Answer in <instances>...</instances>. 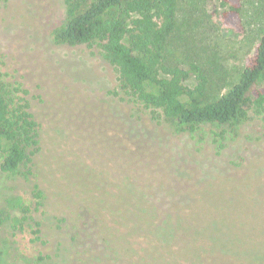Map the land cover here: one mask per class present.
Segmentation results:
<instances>
[{
	"label": "rangeland",
	"instance_id": "1",
	"mask_svg": "<svg viewBox=\"0 0 264 264\" xmlns=\"http://www.w3.org/2000/svg\"><path fill=\"white\" fill-rule=\"evenodd\" d=\"M177 2L179 28L177 39L170 44L181 49L168 47L169 62H197L208 79V90L216 95L224 82L235 79L236 69L264 32V0H240L243 33L238 36L212 16L213 10H220L217 2ZM64 19L62 0H0L1 81L28 100L46 142L44 150L64 160L50 158L48 164H42L41 176L50 179L41 178L48 200L38 208L31 178L30 182L18 175L0 176V264L234 263L224 253L207 252L199 237L196 241L182 236L184 243L173 240L172 225L164 218L154 220L150 231L132 232L125 224L126 212L118 211L128 206V200L101 199L99 191L115 192V181L121 177L114 163L100 159L109 151L104 144L120 136L117 127H126L121 114L111 108L118 106L147 133L144 137L142 131L141 136L144 150L150 153V166H132L141 183L149 180L151 190L146 194L160 198L151 184L168 173L182 190L175 194L176 203L180 211L188 206L191 218L187 220L206 232L211 219H230L229 232L219 229L215 237L227 240L228 236L232 252L243 256L234 264H250L242 252L253 247L257 233H264V122L251 118L237 130L212 124L195 132L170 129L148 110L112 94L116 73L96 48L52 42V32ZM185 44L196 48L188 50ZM79 101L95 105L76 111ZM119 143L132 150L138 146L136 132L121 136ZM110 150L118 151L115 146ZM101 173L109 179L108 185ZM53 176L88 197L83 199L85 205L80 200L68 211L74 193L56 186ZM100 211L106 212L89 221ZM16 218L21 219L20 224H14ZM253 256V264H264V254Z\"/></svg>",
	"mask_w": 264,
	"mask_h": 264
},
{
	"label": "trees",
	"instance_id": "2",
	"mask_svg": "<svg viewBox=\"0 0 264 264\" xmlns=\"http://www.w3.org/2000/svg\"><path fill=\"white\" fill-rule=\"evenodd\" d=\"M206 1L219 4L220 10H213L212 16L221 27L233 35L243 33L240 0ZM62 2L65 19L64 23L52 32V42L56 45H86L96 48L102 59L116 73L112 94L119 97L120 101L148 110L156 121L168 125L177 132H195L197 128L211 124L237 130L251 118H259L264 122V32L258 37L250 54L245 57L242 66L236 69L235 79L224 82L217 94L213 95L208 90L206 74L197 62L191 59L169 62L168 47L181 49L180 45L176 47V44H170L172 39H177L176 33L179 28L177 0H62ZM184 46L189 48L188 50L196 48L187 44ZM75 105L78 111L92 107L95 103L85 104L79 101ZM111 108L121 114L126 127H117L120 136H115L110 144H104L108 145L106 148L109 151L100 159L106 158L114 163L115 171L121 177L115 181V192L111 193L108 189L99 191L101 199H108L110 196L112 199L128 200V206L119 208L118 211L126 212L125 224L132 232L150 231L154 220L164 218L163 221L166 219L172 225L173 240H181L184 243L182 236L186 235L196 241L199 237L203 239V247L206 246L207 252L224 253L230 256L234 263H238L243 256L232 252L228 243L229 237H226L227 240H218L215 237V233H220L219 229L225 233L229 232L230 219L220 216L211 219L209 222L212 223L208 224L210 229L206 232L204 228L193 225L187 220L191 218L187 214L188 206L186 211H180L181 209L177 207L175 194L182 190L171 181L167 171H164L167 173L166 176H160L165 178H157L154 184H151L152 190L159 192L161 197L153 198L146 194L151 190L147 187L149 180L141 183L135 175L136 168H133L137 165L145 168L150 166V153L143 148L144 140L141 136L143 130L139 128L142 125L138 124L139 121L136 119L131 120V116H126V113L122 112L124 107ZM75 123V129H78L77 119ZM124 130L126 131L123 132ZM133 132H136L138 146L132 150L124 149L119 143V138ZM143 135L146 137L147 133L144 132ZM44 145L46 142L41 135L39 121L31 111L28 100L9 89L0 78V176L16 178L15 175H18L27 181L31 178L32 197L36 208L48 200L41 180L42 164H48L50 158L64 161L53 155L55 152L44 150ZM111 146H115L118 151L111 152ZM45 159L47 161H44ZM71 162L73 161H69ZM86 167L95 170L90 166ZM154 168L158 170L157 166ZM141 172L142 170L139 171ZM49 174L52 177L51 171ZM156 175L159 176L158 171ZM101 176L108 185L109 179L102 173ZM43 179L48 181L50 178ZM53 179L56 186L74 193L73 199L72 196L69 197L68 203L72 201L71 205L67 206L68 211L73 204H79L80 200L85 205L83 199L88 197L84 198L76 190L65 186L59 176L55 178L53 176ZM113 210L115 211V208ZM102 212L106 211H100V214L95 215L96 218L88 220L96 221ZM108 213L112 215V211ZM13 222L20 224L21 219L16 218ZM36 225L40 226L37 223ZM109 234L116 237L112 233ZM94 244L96 243H92V246ZM242 253H246L250 264H253L254 254L258 256L264 254V233H257L253 247L250 246ZM210 261H213V258H210Z\"/></svg>",
	"mask_w": 264,
	"mask_h": 264
}]
</instances>
